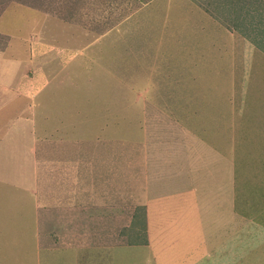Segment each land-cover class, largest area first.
I'll return each mask as SVG.
<instances>
[{
  "label": "rangeland",
  "instance_id": "obj_1",
  "mask_svg": "<svg viewBox=\"0 0 264 264\" xmlns=\"http://www.w3.org/2000/svg\"><path fill=\"white\" fill-rule=\"evenodd\" d=\"M0 32V49L11 38L9 54L23 62L16 80L31 59L33 73L47 77L34 90L41 109L36 124L62 139L59 148L47 146L48 160L61 164L57 177L50 173V194L60 204L58 195L72 191L73 219L61 237L57 229L46 236L47 250L68 249L80 264H185L179 254L198 249V222L209 210L206 196L179 194L189 185L186 159L234 150V122L246 117L255 126L246 133L257 139L254 158L264 147V0H0ZM247 139L240 151L252 145ZM245 166L227 168L231 187L250 180ZM9 179L1 181L17 184ZM240 188L234 205L240 264H264V233L251 235L264 232V204L247 208L250 199L264 197V184ZM17 190L19 206L23 190L0 193V216L16 214L15 227L28 231L34 206L27 203L26 214L24 205L13 210ZM51 209L37 214V226L49 225L44 214ZM214 217L220 223L218 208ZM148 228L155 247L149 254L139 248L138 258L134 245ZM20 237L0 238L1 247L16 248L17 261L36 246L34 233L32 240L28 232ZM55 259L42 256L41 264Z\"/></svg>",
  "mask_w": 264,
  "mask_h": 264
},
{
  "label": "crops",
  "instance_id": "obj_2",
  "mask_svg": "<svg viewBox=\"0 0 264 264\" xmlns=\"http://www.w3.org/2000/svg\"><path fill=\"white\" fill-rule=\"evenodd\" d=\"M23 40L26 41L25 38ZM10 44L11 38L7 40V45L0 49V183H3L0 184V193L16 189L23 190L25 195L23 199L24 201L20 204L25 207L27 203L32 204L34 206V216L32 221L26 226L28 231H22L17 228L19 225L15 227L13 224V221H16V214L13 216L8 213L1 215L0 238L5 242L12 241L16 237L17 232L19 237L22 236L23 233L28 232L30 240H32V234L34 233L33 243L36 246H28L25 253H28L29 256L24 255L22 259L17 261L15 259V247L10 250L11 248L8 247L9 245L6 246V248L1 247L0 245V264H23L24 262L25 264H41L42 256L47 255L56 256L55 260H57V264H80L79 261L76 259L73 261V258H70L68 254H65L68 249L64 248L62 250L61 248H52L47 250L48 248L44 245L47 243L46 236L48 234L54 236V233H56L52 232L53 229H57L59 232L58 236L61 237L63 232H60L59 230H62L68 221L71 220L72 216L67 213V203L69 202L70 192L72 191H67L68 193L63 195L60 194L63 198L58 195L60 204L56 203V201H54L55 198L50 194V191H52V186L50 185V173L53 172L54 176H56L61 164L58 166V163L48 160L46 156L48 153L47 146L52 145L53 143L51 142H54V145L59 148L62 139L59 135L49 136L48 134L46 135V133L39 131L42 129V126L36 124V115H38V111L41 109L37 108L38 104L35 102L37 92L34 93V90L42 89L44 83L37 80L44 79L45 81L47 77L43 76L40 72L33 73L31 53L29 57L31 60L26 61L28 66L24 67L21 75H19L16 80V72L22 65L20 62H23L9 54ZM35 82H37V86L35 85ZM230 121L233 124L234 121ZM234 125H236L237 128L232 133L236 137L235 142L238 143L234 150L226 152L225 150L217 149L215 151L212 149L208 155L205 154V158L193 155L191 157L192 160L189 161L186 159L189 169L186 172L187 174L185 175L184 180L186 181L185 183L189 185L182 188L179 194L181 195L184 193L192 195L198 199L199 197L202 198L203 196H206L203 204H205V208L209 210H206L205 212V220L198 222L199 228L197 229H203L200 231L202 234L200 240L202 241H200L199 246H197L198 249H194V246H196L194 245L192 251L186 250L184 253L179 254V256L185 257V264H240L241 262L240 238L242 230L239 225L235 224L236 213L234 211V205L236 206V203H238L239 196L235 197V195L236 192H240L241 190L240 184H264V176L261 174V171H263L264 174V151H262L264 150V147L259 148L261 149L262 155H258L261 153L258 151V154H256L257 158H254V152L256 150L251 151V147L256 148V146H253V143H255L257 139H249L251 136L246 134L252 130L254 131L253 127L255 128V126L251 125L249 117L242 119L239 123L234 122ZM60 126H62V123ZM56 129L59 130V127ZM241 138H248V143H252V145L250 146L248 144L249 148L246 146L240 151L238 148H240V145L242 144ZM63 152L65 151L61 148L59 153ZM241 152H244L243 156H239ZM249 153L252 155V159L251 157H247L248 159L246 158ZM11 158L13 162L11 161ZM1 162L4 164H1ZM7 163L13 164L10 165L11 167L9 168ZM240 163H246L245 167L248 166L245 170L247 173L249 172L250 180H247V177H244L246 179L242 183L235 182L238 185L231 187L230 184L233 183L228 179V177H230L228 174L230 170L228 171L227 168H232L234 172H239L240 168L235 167ZM195 164L197 169L194 172L192 166ZM8 169L9 173L7 175L5 171H8ZM13 174L17 176V179ZM7 176L10 177V182L12 180L15 182L17 181V184H4L5 182L1 180H7ZM55 181V184H62V180L55 179ZM193 184H205V187H196V185ZM74 186H76L74 190L77 193H80V184H74ZM55 189H57V192L61 191L58 187H55ZM210 190H212L211 193L209 192ZM203 192L204 194H202ZM19 195L20 191H15L12 195L13 200H10L12 201L11 207L13 210L15 208L17 212L22 210L20 208L21 205L17 206L18 204H16ZM222 195H226L227 197L222 198ZM250 202L251 205L247 208H254L255 206L264 204V197L262 198L260 196L255 200L250 199ZM224 204H227L229 207L225 205L224 208L222 206ZM239 205H241V203ZM46 207L47 209L49 207L50 209L52 208L51 212H46V214H44L48 217L49 222L47 221V223H49V225L46 226L42 224L37 226L35 224L37 219L36 216L42 211H47ZM217 208L219 209L220 223H218V221L215 222L214 215ZM27 210L28 207L25 208V214ZM31 225L35 227V231L32 229ZM153 231L154 228H148L145 239L139 243V245H134V247L136 246L138 258L140 256L139 248L147 249L149 254L150 250L155 247ZM257 233L262 234L264 232H251V235H257ZM59 234H61V236ZM250 238L256 237L250 236ZM20 239L23 238L20 237ZM214 239L218 241L212 242ZM77 244H79V242H77ZM150 247L152 248L150 249ZM127 248H129V245H127ZM75 250L79 251L77 246L74 247L73 250L76 255L78 253H76ZM112 250L113 248H111V251ZM147 256L149 257V255ZM124 260L127 261L126 256L124 257ZM144 262H147L146 258L144 259ZM45 264H48V262L46 261Z\"/></svg>",
  "mask_w": 264,
  "mask_h": 264
}]
</instances>
